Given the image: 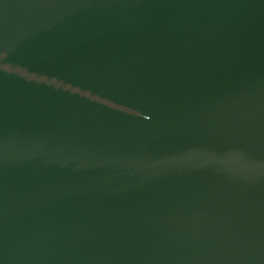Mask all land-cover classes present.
Segmentation results:
<instances>
[{
    "label": "water",
    "instance_id": "obj_1",
    "mask_svg": "<svg viewBox=\"0 0 264 264\" xmlns=\"http://www.w3.org/2000/svg\"><path fill=\"white\" fill-rule=\"evenodd\" d=\"M0 264H264V0H0Z\"/></svg>",
    "mask_w": 264,
    "mask_h": 264
}]
</instances>
